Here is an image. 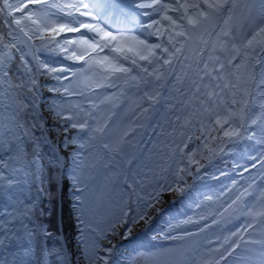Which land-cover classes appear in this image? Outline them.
Here are the masks:
<instances>
[{"label":"snow or ice","instance_id":"6c2138e0","mask_svg":"<svg viewBox=\"0 0 264 264\" xmlns=\"http://www.w3.org/2000/svg\"><path fill=\"white\" fill-rule=\"evenodd\" d=\"M0 264H264V0H0Z\"/></svg>","mask_w":264,"mask_h":264},{"label":"rangeland","instance_id":"374dc122","mask_svg":"<svg viewBox=\"0 0 264 264\" xmlns=\"http://www.w3.org/2000/svg\"><path fill=\"white\" fill-rule=\"evenodd\" d=\"M240 162H242V161H240Z\"/></svg>","mask_w":264,"mask_h":264}]
</instances>
